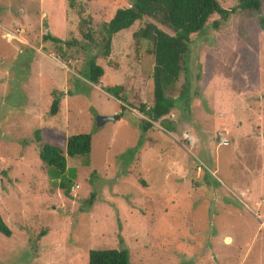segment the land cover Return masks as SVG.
<instances>
[{
	"label": "rangeland",
	"instance_id": "1",
	"mask_svg": "<svg viewBox=\"0 0 264 264\" xmlns=\"http://www.w3.org/2000/svg\"><path fill=\"white\" fill-rule=\"evenodd\" d=\"M73 3L0 0V218L10 231L0 264H86L94 249H125L129 264H264V0L189 35L186 70L166 93L178 101L151 122L137 110L152 104L153 65L150 44L131 38L139 23L96 55L97 85L83 78L94 51L79 20L95 39L129 1ZM46 33L74 44L57 50ZM112 86L124 103L103 93ZM112 112L122 115L96 125ZM36 130L60 148L90 136L88 156L67 160L68 195L39 164Z\"/></svg>",
	"mask_w": 264,
	"mask_h": 264
},
{
	"label": "trees",
	"instance_id": "2",
	"mask_svg": "<svg viewBox=\"0 0 264 264\" xmlns=\"http://www.w3.org/2000/svg\"><path fill=\"white\" fill-rule=\"evenodd\" d=\"M73 1L68 0L69 8H73ZM128 1V7L115 9L111 17L100 25L96 31L97 37L95 39L88 21L79 20L80 28L85 31L83 37L92 45L94 51L93 56L86 63V72L82 75L89 85H97L98 79L102 76V69L94 63L96 55L107 57L112 37L116 33L128 29L134 23H139V28L133 32L131 38L136 47L142 42L150 44L149 54L152 57L153 65L150 75L152 104L147 108L141 105L137 110L151 122L166 116L178 101L167 96L166 93L177 82L181 69L184 72L186 70L184 59L189 51V35L203 32L207 21L212 16H218L219 21L211 23V28L217 29L220 24L226 22L231 13H257L261 0H233L235 7L229 10L221 8L215 0ZM235 10L237 11L235 12ZM158 26L169 30L172 35L166 34ZM42 41L50 42L53 48L56 47L57 50L63 46L68 48L74 44V42H62L47 33ZM102 91L120 103L125 102L121 86L105 87L102 88ZM71 95L67 93V96ZM184 95V92H179V101L183 102ZM241 100H245V98L241 97ZM58 101L51 102L49 116L56 114ZM128 107L130 108V106ZM121 111H126V108H122ZM122 112L118 114L119 117ZM150 122L140 121L135 127L139 128L141 133H146L151 128ZM33 140L38 147L39 164L46 169L51 178L57 180L55 186L62 193L68 195L73 183L66 176V172H68V169H66L67 160L88 156L91 149L90 136L87 134L68 136L62 148L44 141L38 130L33 132ZM93 200L92 195L88 197L86 210L91 206ZM127 209L131 210V208ZM0 235L6 238L10 236V231L1 218ZM86 264H129V259L125 249L119 251L94 249L88 251Z\"/></svg>",
	"mask_w": 264,
	"mask_h": 264
},
{
	"label": "water",
	"instance_id": "3",
	"mask_svg": "<svg viewBox=\"0 0 264 264\" xmlns=\"http://www.w3.org/2000/svg\"><path fill=\"white\" fill-rule=\"evenodd\" d=\"M118 115H111V116H105V115H99L95 119V123L97 126H102L107 122H113L114 120H118Z\"/></svg>",
	"mask_w": 264,
	"mask_h": 264
},
{
	"label": "crops",
	"instance_id": "4",
	"mask_svg": "<svg viewBox=\"0 0 264 264\" xmlns=\"http://www.w3.org/2000/svg\"><path fill=\"white\" fill-rule=\"evenodd\" d=\"M116 112H112L111 114H109V115H114ZM101 115V114H100ZM106 115V114H105Z\"/></svg>",
	"mask_w": 264,
	"mask_h": 264
},
{
	"label": "clouds",
	"instance_id": "5",
	"mask_svg": "<svg viewBox=\"0 0 264 264\" xmlns=\"http://www.w3.org/2000/svg\"><path fill=\"white\" fill-rule=\"evenodd\" d=\"M115 115H118V114H115Z\"/></svg>",
	"mask_w": 264,
	"mask_h": 264
}]
</instances>
